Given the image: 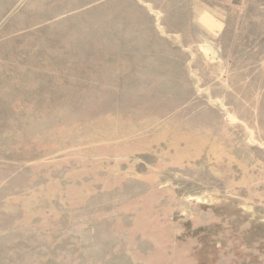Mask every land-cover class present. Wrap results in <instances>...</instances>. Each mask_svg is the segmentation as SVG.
Instances as JSON below:
<instances>
[{"label": "rangeland", "instance_id": "374dc122", "mask_svg": "<svg viewBox=\"0 0 264 264\" xmlns=\"http://www.w3.org/2000/svg\"><path fill=\"white\" fill-rule=\"evenodd\" d=\"M0 264H264V0H0Z\"/></svg>", "mask_w": 264, "mask_h": 264}]
</instances>
